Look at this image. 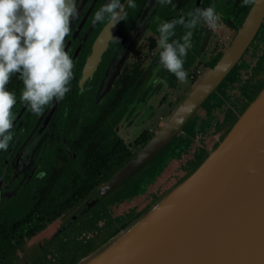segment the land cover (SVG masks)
I'll list each match as a JSON object with an SVG mask.
<instances>
[{
    "label": "flooded vegetation",
    "instance_id": "flooded-vegetation-1",
    "mask_svg": "<svg viewBox=\"0 0 264 264\" xmlns=\"http://www.w3.org/2000/svg\"><path fill=\"white\" fill-rule=\"evenodd\" d=\"M126 2L127 0H124V3ZM134 2L136 7L127 9L126 18L118 22L113 31H109L111 26L105 29L107 20L104 23L94 22V13L107 3V0H96L86 21L79 30L77 29V25L88 4L85 3L82 6L81 2L77 5L79 16L72 22L71 34L67 37L66 45V50L76 61L71 91L62 101L47 107L42 115L33 114L25 103L19 101L23 85L18 77H13L11 83L8 85L10 91L16 92L18 102L14 109V138L10 142L7 151L0 150V231L2 228H13V233L10 234V242L12 244H14V219L32 205L36 198V191L41 188L45 180L58 168L62 169V176L65 175L66 169L70 164L73 162L77 164L80 161L79 151L73 147L84 127H96L98 132L111 131L123 141L128 148L130 156H133L134 153H131L129 144L122 137L127 134V131H135L138 125V115L148 107L151 108V102L161 93L163 88L167 93L166 100H168L171 94H182L184 83L178 82L173 74L163 69L160 76H158L159 74L155 73L157 71L150 69V62L154 58L155 49L158 47L157 40L159 33L157 28L160 23L186 16L194 4L192 11L196 7L206 8L209 5H214L217 13L221 16V23L224 26H228L229 31H231L230 38L241 25L251 8L241 7V0H172V4H159L145 29L146 41L142 38V43H138L137 46L135 45L136 47L134 46L127 61L119 67L122 62H120V59L117 62L116 59L126 46V44L120 43L119 40L125 38L134 28L133 24L136 22L145 0H134ZM180 28V26L177 27L176 36L173 39L183 36L185 30L183 27ZM262 30H264V13L256 31L240 55L251 51L255 36ZM217 33V30L213 31L203 23L199 24L193 31L191 38L193 46L189 50L184 64V68L188 73L187 81L195 79L203 71V69H196L197 66L203 64L205 67H210L222 54L229 38L228 40L226 39L227 43L224 44L222 50L217 55L208 56V52L211 50V43ZM149 35L154 36L156 40V44L152 49H149L147 45ZM118 42L120 44L117 45ZM114 47H116V50L112 58L107 62L108 56ZM261 48V53L256 55L252 64L249 62L242 63V61L238 60L230 67L226 75L229 74V82H237L238 90L233 92L230 88L222 100L215 102L213 105H207L210 112L208 118L203 122L206 127H202V121L197 119L189 125V128L196 132H193L194 136L203 132H205V135L209 131L213 132L219 129V126H222L228 120L230 112L241 107L242 103L257 89L259 83L263 80L264 73V44H261ZM210 54H212L211 51ZM242 66L243 69H240ZM147 69L150 70L146 73ZM84 70L87 74L83 73V80L79 83L78 80L82 77L81 72ZM196 71H199V74H195ZM242 73L245 77L241 76ZM159 77L164 79V83L147 99L145 109H141L135 114L134 110L132 111V106L136 103L135 100L138 102V98L141 97L144 91L143 89H150L149 91L157 89L158 83L156 81H160ZM139 103L142 104L143 101L139 100ZM155 107L156 104L152 108ZM191 120L190 118L188 123H191ZM147 130V128L140 130L131 144L136 145L138 148L143 146L144 144H136L135 140L140 135H147L150 138L152 134H149ZM173 138L179 142V145L182 143V149L175 150L176 144L172 143ZM173 138L170 141V146L167 148V151L172 150V148L174 150V157L171 159L180 160L182 152L188 150L186 149V145H189V148L190 145H194L196 155L199 149H201L202 145L195 142L191 137H181L178 134ZM26 143L30 147L29 156L26 161H22L19 155L22 154L21 152H23ZM165 154L164 152L151 167L149 166L150 169L147 173L146 171L142 173L144 174L142 178L136 176L126 180L124 183H126L127 189L129 191H133L134 189L141 190L139 195H142L143 188L138 182L145 179L146 175L150 173L153 178L148 177L147 180L151 184L156 182L163 168H167L168 165L166 163L170 161L167 155L163 161L160 160ZM191 159L193 160V158ZM191 159H187V161L189 162ZM67 160L69 161L68 164ZM155 192L151 191L150 194L154 195L156 194ZM139 195H135L132 198ZM107 210L106 207H103L100 216L111 213ZM90 217L93 216H86L84 220H78L73 226L68 228L69 231L78 229L77 227ZM46 224L49 223H44L36 234ZM59 235L57 236L58 238ZM113 235L114 233L110 237H114ZM57 243L56 238L48 251L57 247ZM3 255L0 252V264H14L17 249L14 250L13 246L8 253ZM49 256H51L50 252L47 253L48 258L63 259L66 264L65 255ZM26 264H31V261Z\"/></svg>",
    "mask_w": 264,
    "mask_h": 264
},
{
    "label": "water",
    "instance_id": "water-1",
    "mask_svg": "<svg viewBox=\"0 0 264 264\" xmlns=\"http://www.w3.org/2000/svg\"><path fill=\"white\" fill-rule=\"evenodd\" d=\"M81 2L82 6L86 3L88 7L77 25L78 30L86 21L96 0H77V5ZM158 6V0H145L133 24L134 28L132 27L140 30L138 38L133 41L134 46L145 33L147 24ZM263 13L264 0H260L257 6L249 9L241 25L229 38L220 57L195 80L187 94L163 119L145 144L85 203L53 222L48 231L36 235L28 243L27 253L34 252L33 246H37L40 250L50 244L51 240L74 225L100 201L113 195L126 180L141 175L165 151L171 137L179 132L194 110L221 83L256 31ZM115 28L116 25L110 31ZM186 105H194V107L189 112L185 108ZM263 129L264 82L247 100L244 107L234 112L233 118L225 126L217 142L206 149V153L195 162L194 167L185 176L159 192L138 216L112 239L73 264H89L100 257L140 223L153 217L157 208L163 206L176 192L188 190L202 182L201 193L211 194V190L219 187L228 169L242 157ZM250 169L255 171L252 172ZM218 191L221 192L213 197L212 202H214L209 204L208 209L195 220L190 221V225L181 233L168 239L165 245L136 263L134 256L125 261L126 256L117 264H264V153L240 179L230 182Z\"/></svg>",
    "mask_w": 264,
    "mask_h": 264
},
{
    "label": "clouds",
    "instance_id": "clouds-1",
    "mask_svg": "<svg viewBox=\"0 0 264 264\" xmlns=\"http://www.w3.org/2000/svg\"><path fill=\"white\" fill-rule=\"evenodd\" d=\"M259 2L241 0V7L257 6ZM158 3L172 4V0H158ZM135 7L134 0L126 3L107 0L94 13V22L107 20L106 28L111 26L110 31L126 18L128 8ZM78 16L77 0H0V150L7 151L14 138V109L18 98L16 92L8 88L13 77L22 81L19 101L35 115H42L47 107L70 93L76 61L66 45L72 22ZM201 23L213 31L223 27L215 6L209 5L196 7L178 19L164 21L157 28L159 62L178 82L187 83L185 58L193 46V31ZM178 26L183 27L184 34L173 39ZM192 107L194 105L185 106L189 112Z\"/></svg>",
    "mask_w": 264,
    "mask_h": 264
},
{
    "label": "rangeland",
    "instance_id": "rangeland-1",
    "mask_svg": "<svg viewBox=\"0 0 264 264\" xmlns=\"http://www.w3.org/2000/svg\"><path fill=\"white\" fill-rule=\"evenodd\" d=\"M229 30H230L229 27L224 26V25L222 28L217 30L218 33L213 39L211 46H210L211 47L210 51L212 52V54H210V51H209L208 56L209 55L213 56L215 54L217 55V53L222 50L224 44L227 43L226 39L228 40L231 34V31ZM139 34H140V30L132 29L126 35L125 38L120 37L121 39L119 40V42L122 43V39H124L123 42L124 44H126V46H125V49L121 52L120 56L116 59L117 62L119 59H120V62H122L119 67H121L127 61L131 51L134 48L135 43H133V41L136 40V38H138ZM142 36L143 37H141L138 43H142L141 41L142 38L144 41H146L145 33ZM263 37H264V30H262L257 36H255V40L252 44L251 51L245 52V54L243 55L241 54L239 58L236 59V61L239 60V61H242V63L249 62L252 64L256 55L261 53V50H262L261 44H264ZM119 42L117 43V45L120 44ZM115 50H116V47L112 48L110 52L111 54H109L107 62L110 58H112V55L114 54ZM119 50H120V45H119ZM197 68L201 70L203 69V71L200 73V75H202L208 67H205L202 64L200 66H197L196 69ZM240 69H243V66L240 67ZM83 73L87 74L85 70L81 72L82 77L78 80L79 83H81L83 80V77H84ZM200 75H198V77ZM228 75L229 74L223 77V79L221 80V83L213 90V92L208 97L207 102L201 104L200 107L196 108L197 110L196 109L194 110L193 114L191 115V119H192L191 123L186 124L185 128L182 131L180 130L179 132V135L181 137H185V136L191 137L192 139H194L195 142H198L199 144L202 145L201 149H199V152L197 151L198 154L196 155L194 152L195 150L194 145H190V148H189V145H186V149L188 150L187 151L185 150L182 152L180 160L171 159L172 157H174L173 148L172 150L170 149L169 151H166L165 152L166 154L160 160L163 161V159L167 155L170 158L169 159L170 161L169 163H166L168 165V166L165 165L167 166V168H163V171L160 173L161 175L158 177L156 182L151 184L147 180L148 177L153 178L151 177V173L146 175L147 178L145 177V179L138 182V184L143 188L142 195L126 200L125 202H122L120 204H113V203L107 202L105 203L106 205H104V207L108 209L107 211L111 212L110 214L109 213L103 214V218L101 219H99V217H96V218L90 217L88 220L83 221V223L79 225V227H77L78 229H73L69 231V229L67 228L65 231H62L59 235V238L57 237V242H58L57 247H54L53 249L49 251L51 256H58V255L64 256L65 255L64 257H66V262H67L66 264H69L75 260H81L85 258L95 248H98L101 244L106 243L108 240L112 239L113 237H110V236L116 231H118L119 229L123 228V225L126 224L127 221L133 218L137 213L141 212L146 207V205H148V203H150L159 192L163 191L164 189L169 187L171 184L178 181L180 178L185 176L194 167L195 162L198 161L199 158L206 153V149L212 147L217 142V140L219 139V137L221 136L223 132V129H225V126H222L221 128L219 126V130H216L213 132L209 131L205 135H204L205 132H203L200 134H196V136H194L193 132L195 131L194 130L192 131L189 128V125H191L193 121L194 120L196 121L197 119L199 121H202L201 122L202 127H206V125L203 124V122L205 121V119L208 118L209 112H210V109L208 108L207 104L213 105L215 102H219L220 100H222L230 88L233 92L238 90L237 82H234V83L232 81L229 82ZM241 76L245 77L243 73L241 74ZM198 77H196L193 80L187 81V83L183 84L182 94H184L191 88V86L193 85V83ZM179 95H180L179 93L171 94L168 100L165 101L167 93H166V90L163 88L161 93L156 98H154L153 101L151 102V105H152L151 108L149 107L146 112H141L138 115L137 117L138 125L135 131H132V132L127 131V134L122 137L123 140L127 144H129V149L131 153H135L139 149L136 145L131 144L133 139L136 137L137 133H139V131L142 130L143 128H147L148 129L147 132L149 134H153L154 131L157 130V128L159 127L157 126L158 123L162 120L164 116L166 117L170 113L171 107L177 101H179V97H180ZM162 101L164 102V104L161 109ZM155 104H156V107L152 108ZM133 130H134V127H133ZM176 135L178 134H175L173 137H176ZM172 143L176 144L175 150L182 149L181 147L182 143L181 145H179V142L176 141V139L173 138ZM24 147L25 148L23 149V152H21L22 154L19 155L20 156L19 158L22 161H26V159L29 156V150H30L29 144L26 143ZM194 155H196L197 157L196 156L194 157ZM191 158H193V160ZM187 159H191V160H189L188 162ZM185 162L186 164L183 166ZM163 167H164V164H163ZM151 191L153 192L156 191L155 192L156 194L154 195L150 194ZM118 215H121V220L119 222H116L114 220V217H117ZM134 219L135 218L130 220L128 224L131 223ZM112 220H114V222ZM107 221H112L113 222L112 225L109 226L107 230L105 231V234H106L105 236H98L99 233L101 232V230H99V227L101 226L103 227L104 225L103 223ZM52 224L53 223L46 224L45 227L40 232H38L36 235H41L45 231H48L51 228ZM39 260L41 261L32 260L31 264H34V261H35V264H45L42 261V258ZM46 263H48V261H46Z\"/></svg>",
    "mask_w": 264,
    "mask_h": 264
},
{
    "label": "trees",
    "instance_id": "trees-1",
    "mask_svg": "<svg viewBox=\"0 0 264 264\" xmlns=\"http://www.w3.org/2000/svg\"><path fill=\"white\" fill-rule=\"evenodd\" d=\"M155 44L154 36L149 35L147 39L148 48H154ZM263 82L264 73L262 82L259 83L257 89L251 95L260 88ZM246 102L242 103L238 111L244 107ZM233 111L230 112L228 117L232 116ZM148 139L149 136L140 135L135 140V143L143 145ZM75 146L73 148L79 151L80 161L77 164L75 162L70 164L63 176L61 174L62 169L59 168L54 173H51L41 188L36 191V198L32 205L14 219V244L10 242V234L13 233V228L1 229L0 252L5 255L14 246V250L17 249L14 264H26L32 260L41 261L39 260L41 258L45 264H65L63 259L47 257L48 250L57 237L40 250L37 246H33L34 252L30 253L26 252L28 243L36 236V232L44 223H53L85 203L100 186L110 180L132 157L123 141L111 131L98 132L96 127L92 126L83 128V131L75 141ZM68 162L67 160V164ZM142 176L144 174L138 175L139 178H142ZM140 193L141 190L134 189L129 191L126 183H124L113 195L100 201L96 207L78 220H84L86 216L99 217L101 219L103 216H100V214L104 205H106L105 203L120 204ZM139 213L133 218H136ZM114 220L119 222L121 215L114 217ZM129 221L123 225V228L128 225ZM103 224V227H99L101 232L98 236L105 235V230L112 224V221H107ZM121 229L116 231L113 236L118 234ZM75 261L69 264H73Z\"/></svg>",
    "mask_w": 264,
    "mask_h": 264
},
{
    "label": "bare ground",
    "instance_id": "bare-ground-1",
    "mask_svg": "<svg viewBox=\"0 0 264 264\" xmlns=\"http://www.w3.org/2000/svg\"><path fill=\"white\" fill-rule=\"evenodd\" d=\"M263 153L264 129L242 157L228 169L225 177L221 180V186L219 185L216 190H211V194L201 193L202 182L188 190L176 192L167 199L163 206L157 208L153 217L140 223L119 243L89 264H112L113 262V264H117L122 262L126 256L125 261L133 256L136 260L134 263L143 260L157 248L165 245L168 239L170 240L171 237L186 229L190 225V221L195 220L208 209L213 197L221 192L218 189H223L230 182L240 179Z\"/></svg>",
    "mask_w": 264,
    "mask_h": 264
},
{
    "label": "crops",
    "instance_id": "crops-1",
    "mask_svg": "<svg viewBox=\"0 0 264 264\" xmlns=\"http://www.w3.org/2000/svg\"><path fill=\"white\" fill-rule=\"evenodd\" d=\"M160 51H161V49L159 48V47H157L156 49H155V53H154V55H153V59H152V61L150 62V64H151V66H150V69L152 70V71H157V72H155L156 74H159L158 76H160V73L163 71V67H162V65L160 64V62H159V60H158V58H159V54H160ZM155 57H157L156 59H155ZM149 69V70H150ZM149 70H148V72H149ZM161 70V71H160ZM160 78V77H159ZM160 81H162L161 83H158L157 84V89H155V90H153V91H149L150 89H148V90H146V89H143L144 91H143V93H142V95H141V97H139L138 98V102H137V100H135V104H133V106H132V111L134 110V112H135V114H137L138 113V111L139 110H141V109H145V107H146V105H147V99L152 95V94H154L157 90H158V88L164 83V79L163 78H160ZM147 88H149V87H147ZM189 91V90H188ZM187 91V92H188ZM187 92H185L186 94H187ZM213 92V91H212ZM211 92V93H212ZM180 94L179 96V101L186 95V94ZM210 93V94H211ZM210 94L208 95V97L210 96ZM252 96V95H251ZM250 96V97H251ZM208 97L206 98V100L205 101H203L201 104H203V103H205V102H207V99H208ZM250 97H248L247 99H246V101L250 98ZM139 100L140 101H143V103L142 104H140L139 103ZM165 101H167V100H165ZM179 101H177L172 107H171V110H170V112L173 110L172 108H174L176 105H177V103L179 102ZM163 104H164V102H162V105H161V109H162V107H163ZM207 104V103H206ZM208 105V104H207ZM200 107V106H199ZM149 108V107H148ZM148 108L147 109H145L146 111L148 110ZM143 111V112H146V111ZM197 110V109H196ZM238 111V109H234V111H233V113H232V116H230V117H228V120L222 125V126H226L230 121H231V119L233 118V116H234V112H237ZM132 114H134L133 112H132ZM134 114V115H135ZM170 114V113H169ZM168 114V115H169ZM133 115V116H134ZM167 115V116H168ZM166 116V117H167ZM191 118V116L184 122V124L181 126V128H180V130H182L183 128H184V126L186 125V123H188V120ZM163 119H165V116L162 118V120L158 123V125L157 126H159L160 124H161V122L163 121ZM222 126H220V128L222 127ZM180 130H179V132H180ZM217 130H219V129H217ZM224 130V129H223ZM179 132L177 133V134H179ZM174 136V135H173ZM173 136L171 137V139L169 140V142H168V145H167V147H166V149H165V151L164 152H166L167 151V148L170 146V141L172 140V138H173ZM164 152L162 153V154H164ZM162 154H160L159 156H158V158L157 159H155L151 164H150V167L152 166V164L154 163V162H156V160H158L159 158H160V156L162 155ZM150 167H148L145 171H146V173H147V171L150 169Z\"/></svg>",
    "mask_w": 264,
    "mask_h": 264
},
{
    "label": "built area",
    "instance_id": "built-area-1",
    "mask_svg": "<svg viewBox=\"0 0 264 264\" xmlns=\"http://www.w3.org/2000/svg\"><path fill=\"white\" fill-rule=\"evenodd\" d=\"M195 74H199V71H196Z\"/></svg>",
    "mask_w": 264,
    "mask_h": 264
}]
</instances>
